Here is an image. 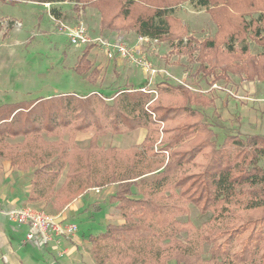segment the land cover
Wrapping results in <instances>:
<instances>
[{"label": "trees", "instance_id": "16d2710c", "mask_svg": "<svg viewBox=\"0 0 264 264\" xmlns=\"http://www.w3.org/2000/svg\"><path fill=\"white\" fill-rule=\"evenodd\" d=\"M0 1L66 2L77 14L94 8L100 32L166 42L170 52L194 56L196 73L213 82L228 74L264 81V0ZM188 1L210 15L216 27L211 37L197 39L174 14ZM50 14L58 20L56 8ZM247 40L261 52L251 54ZM93 46L85 45L73 66L89 83L99 76L88 59ZM154 91L153 98L146 88L120 89L110 103L97 93H59L0 104V162L33 168L29 201L117 185L109 202L124 223L88 235L95 264H264V136L229 134L218 145L185 86L164 83ZM164 97L177 100L163 103ZM137 128L147 129L139 146L96 145L97 136ZM89 130V145H75V133ZM17 137L21 142H9ZM65 169V181L55 189ZM190 203L200 214L210 213L198 228L179 219Z\"/></svg>", "mask_w": 264, "mask_h": 264}, {"label": "crops", "instance_id": "0c3cea01", "mask_svg": "<svg viewBox=\"0 0 264 264\" xmlns=\"http://www.w3.org/2000/svg\"><path fill=\"white\" fill-rule=\"evenodd\" d=\"M47 5L49 8H57L60 12L65 10L60 9L62 5H68L67 8H70V4L66 2ZM90 12L96 14L99 21V13L94 8H86L83 13L88 16ZM98 33L102 38H106L102 41H110L118 36L128 43H135L138 37L133 32L118 34L98 31ZM144 46L145 48L150 47L148 52L141 48L136 52V57H143L147 62L150 59L153 63L151 71L136 65L135 60L130 58H122L117 54L110 58L103 47L91 48L88 59L99 71L95 83H89L73 71V66L82 48L63 46L59 50H48L43 56L48 59L45 62L47 73L38 78H30L28 83L32 85H28L25 92L28 96L41 93L42 97L59 93H75L80 96L97 93L105 102L110 103L112 95L117 90L137 88L151 90L160 83L172 84L175 83L172 80L177 79L176 81H180L187 88H194L201 93V98L196 101L201 103L198 106L201 113L207 108V103L212 104L221 117L225 114L231 121H236L235 124L238 127L234 130L236 133L264 136V81L244 80L242 77L230 74L228 82L225 83L228 88H232L230 91H237V95L244 97L242 100L236 97L237 95L234 96L233 92L229 91L230 94L227 95L220 88L222 80L211 83L212 78L209 79V76L204 77L200 73L194 76L198 66L194 71L189 72L186 69L189 61L187 57L170 52L166 42ZM179 57L186 61L178 60ZM46 91L49 93L45 94ZM192 99L194 100V97ZM205 119L206 115L203 117V120ZM146 135L145 128H137L120 134L107 132L97 136L96 143L102 149L110 147L127 149L142 144ZM93 137L94 132L91 130L79 131L74 135V143L80 148H85ZM63 138L66 139L67 135ZM32 171V167L17 169L7 159H2L0 162V264H79L75 260L77 256L74 251L75 246L89 244L88 235L103 231L108 223H122L119 211L114 208V204L109 202L110 196L117 191V185L113 183L103 188H91L72 197L65 193L58 198L29 201ZM66 173L67 169L60 175L55 189L63 185ZM26 205L43 207L48 212L61 214L66 219L74 221L77 224L76 234L71 239L62 240L58 245L49 244L46 247H39L27 241L25 239L27 226L12 224L4 213L7 209ZM83 235L86 237L84 238ZM62 251L64 253H61Z\"/></svg>", "mask_w": 264, "mask_h": 264}, {"label": "rangeland", "instance_id": "374dc122", "mask_svg": "<svg viewBox=\"0 0 264 264\" xmlns=\"http://www.w3.org/2000/svg\"><path fill=\"white\" fill-rule=\"evenodd\" d=\"M67 7L68 5H62V7H60V9L65 10L64 12H60V10H58L59 17L56 21L50 14V10L52 8H49L48 5L43 6L42 4L29 1H19L14 4L0 1V104L26 101L30 99L32 100L43 96L41 93L40 95H27L25 92L26 87H28V85H32L31 83H28V80L30 78H38L47 73L45 62H47L48 59H45L43 56H45V53H47L48 50H59L60 48H63V46L70 48L71 46L75 47V45L71 44L69 40V35L66 31L68 28H72L80 24L85 29V33L88 37V41L85 45L93 44L94 48L103 47L101 42L106 38H102L98 33V16L93 14V12H90L88 16L84 15V13L77 14L71 9V5H69L70 8ZM174 14L182 20L189 33L193 34L197 39H202L207 36L211 37V35H213L216 31L215 24L213 23L210 15L203 8L196 7L189 1L178 7L174 11ZM115 38L111 39V42L115 41ZM158 44H160V42L156 43V45ZM247 44L251 54L256 55L261 52V47L256 45L254 42L247 40ZM85 45H77L76 47L83 48ZM148 48L150 49V47ZM148 48H145L144 45L142 46V49L147 50L146 52H148ZM175 50L179 51V49ZM151 51L155 50L151 49ZM174 52L179 55H185L189 60L186 54L176 51ZM193 58L194 56L191 57V60H187L188 64L186 65V69L189 72L194 71L195 67L198 66ZM178 60L186 61L184 58L180 57ZM135 64L143 68L139 62L135 61ZM150 64L152 66L153 63L151 62ZM198 74L199 73H195L194 76ZM229 75L230 74H228L227 80H222L223 83H220V88L226 92L227 95L230 94L229 91L232 89L230 87L228 88L226 84L229 80ZM209 79H211V77ZM176 80H172L175 83L169 84L165 82V84L184 86L180 83V81ZM211 83H213V81H211ZM162 84L164 83H160L158 85ZM187 89L190 91L191 97H194L192 102L193 107L201 111L198 107L201 103L196 102L197 99L201 98V93L194 88ZM230 92H233L232 94H234V96L237 95V91ZM47 93H49V91H46L45 94ZM151 95L154 98V87L151 88ZM236 97L244 100V97H241V95H237ZM176 100L177 98L174 97H164L162 102L171 103ZM206 107L205 111H202L203 117L206 115V119L204 121L209 123L216 133L215 141L218 145L221 143L224 136L236 134L234 131L238 128L235 124L236 121H231L225 114L221 117V115L216 112V108L212 104L207 103ZM21 140V137H17L9 140V142L19 143ZM46 140H52V138H47ZM64 140H67V138ZM261 165L264 166V159L261 160ZM188 209V215L181 216L179 219L182 221L189 220L197 228L200 227L201 224L210 216V213L208 212L200 214L197 207L191 203L188 204ZM121 220V224H123L124 220L122 217ZM83 236L84 238L86 237V235ZM178 237L180 240H184L186 234L180 233ZM90 248V243L75 246L74 251L77 253L75 260L79 264H95L90 253ZM207 249L208 246L204 245L202 254L203 260L208 258ZM69 262L70 259L68 260V263ZM166 264H175V262L173 260H168Z\"/></svg>", "mask_w": 264, "mask_h": 264}, {"label": "built area", "instance_id": "2783aa9c", "mask_svg": "<svg viewBox=\"0 0 264 264\" xmlns=\"http://www.w3.org/2000/svg\"><path fill=\"white\" fill-rule=\"evenodd\" d=\"M66 31L71 44L77 46L87 43V34L80 24L68 28ZM157 42V39L154 38L138 36L135 43H128L122 37L117 36L113 42L110 40L101 43L108 57L111 58L117 54L122 58H130L139 62L146 70L151 71V64L143 57H136V52L143 45L156 44ZM4 213L12 224L26 225L25 239L39 247H46L49 244L58 245L62 240L71 239L77 232V224L74 221L66 219L61 214L48 212L41 207L26 205L7 209Z\"/></svg>", "mask_w": 264, "mask_h": 264}]
</instances>
